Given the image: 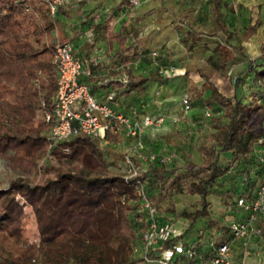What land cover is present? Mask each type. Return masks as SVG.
Returning <instances> with one entry per match:
<instances>
[{
    "label": "trees",
    "instance_id": "1",
    "mask_svg": "<svg viewBox=\"0 0 264 264\" xmlns=\"http://www.w3.org/2000/svg\"><path fill=\"white\" fill-rule=\"evenodd\" d=\"M213 3L218 28L213 34L216 40L212 49L218 57L211 59L207 66L187 70V75L196 70L204 80L201 88L194 87L198 94H189L190 100L204 99V92L210 90L211 97L204 102L217 105L218 113L221 112L213 118L209 136L197 148L201 161L196 163L189 158L182 168L169 169L156 160L145 173L130 180L109 170L107 157L117 155L115 148L104 149L101 140L81 135L59 143L52 150L58 166L48 167L56 178L37 182L34 177L41 168L40 160L48 153L52 127V123L45 121V115L52 110L57 90L55 45L67 41V35L58 41L59 32H64L61 16L69 17L72 12L67 3L56 5L52 12L53 0H0V157L18 172L6 187L0 186L3 247L0 264H35V257L42 264L146 262L144 257H132L136 241L142 240L147 218V211L141 209L142 197L137 194L140 181L145 183L149 201L159 211L161 221L166 220L161 208L165 200H169L167 211L176 213L174 195L186 193L199 197L198 207L186 216L189 225L182 239L201 220L212 219L211 196L219 179L237 170L236 164L264 141V128L256 127L264 116V90L259 101L251 104L239 96V89L246 82L245 75L253 74L264 80V43L262 54L251 59L242 44L231 42L233 33L223 19L220 0ZM125 4L123 1L118 7ZM259 9L264 14V3ZM116 20L114 11L110 10L107 16L91 25L94 36L106 38L111 48L118 43L116 57L123 66L120 72L126 75L125 80H114L103 86L112 87L101 94L105 99L110 91L126 96L131 91L144 90L152 81L162 80L157 70L148 75H136L132 71L131 65L144 43L138 37L137 42H129L133 34L129 20L115 31ZM261 25L264 20L257 19L247 26L245 33L254 35ZM92 93L96 96L93 90ZM34 122L36 127L28 126ZM106 140L119 143L122 138L107 133ZM65 149H69V154ZM226 152H232L233 157L223 164L222 155ZM259 168L258 172H239L242 182L245 176L251 177L247 183L251 190L260 180L263 166ZM153 187L159 188L157 196L149 194ZM22 200L34 213L39 246L22 240ZM231 209L237 210V205ZM23 243L26 246L22 247ZM8 245L18 248H8Z\"/></svg>",
    "mask_w": 264,
    "mask_h": 264
},
{
    "label": "rangeland",
    "instance_id": "2",
    "mask_svg": "<svg viewBox=\"0 0 264 264\" xmlns=\"http://www.w3.org/2000/svg\"><path fill=\"white\" fill-rule=\"evenodd\" d=\"M123 1L126 4L119 8V4ZM61 2L62 5L69 4L71 8L72 13L67 24L82 29L83 34L88 32L90 40L93 35L90 33L88 25L107 16L110 10H113L117 17L118 27L129 20L133 30L129 42H137L138 37L144 43L135 60L141 63L145 71L136 69V73L150 74L160 67H166L169 61L181 63L186 68H200L209 65L211 59L216 60L218 57V53L213 52L212 49L216 40L213 34L217 30L216 13L212 0H138V4H135L133 0H61ZM243 2H247V0H243ZM239 4L238 0H221L219 6L224 12L225 22L234 29L231 42L236 45H244L245 42L252 44L251 39H254L259 43L258 46L263 44L264 32L257 30L254 35L245 33L248 24L254 22L255 17L259 15L257 6H251L250 3L248 7L244 4L239 6ZM91 14H93L92 17ZM235 26L236 28H233ZM58 41H62V38H58ZM66 42L72 41L67 39ZM154 52H157V56L153 54ZM247 53L249 56H253L250 51ZM110 64H117V62L111 59ZM110 64L108 66H111ZM118 66L121 68L120 65ZM131 66L135 67L134 62ZM120 73L122 74V72ZM122 77L123 80L126 79L124 73ZM244 77L246 82L239 89V96L248 104L259 101L260 92L264 90V80L256 78L253 74ZM161 78L162 80L152 83L154 89L147 86L144 90L136 92L132 96V101L125 104L126 110L133 106L136 107L138 110L136 117L150 115L155 118H163L161 124L146 131L143 137L144 148L141 152L133 155L135 164L142 174L154 164L143 160V157L149 154H156L157 161L162 162L169 169L182 168L189 158L199 163L201 156H199L197 148L209 136L212 120L219 115L217 105H207L204 102L206 95L210 99V91L203 94L204 99L190 100V109L187 110L186 96L197 93V89L192 85V79L186 76ZM208 112L210 115L207 114ZM28 126L36 127L37 123L34 122ZM256 127L264 128V116L256 124ZM101 144L104 149L108 148L104 142ZM121 147V149H117V155L107 157V163L111 172L124 175L128 169L124 157L128 148L127 146ZM140 153L142 157H139ZM222 162L225 163V161ZM252 162L255 163V168L262 165L261 147L258 145L250 156V163ZM50 165L58 166V163L49 158L40 160L41 168L34 177L37 182H43L47 178H56L55 172L53 173L48 167ZM242 170L243 167L231 170L229 175L219 179L211 196L212 219L201 220L190 235L183 237V240L187 241L194 251V256L190 259L183 256L177 264H204L211 258L219 244L225 241H231V256L234 258L235 264H252L248 263L247 254L249 257L260 258L259 264L263 263L261 260L264 255L263 232L260 236L246 237L235 241L232 240L228 231L230 221L246 218L249 214V212H240V209L234 211L231 209L232 206L236 207L241 196L250 197L248 193L252 195L256 190L255 188L249 191L250 185L243 184L238 178V174ZM17 176L18 172L9 165L6 159L0 157V186L6 187L9 181ZM147 182L148 180L146 181L148 185ZM238 190L241 191L237 192ZM158 192L159 188L153 187L149 194L157 196ZM172 200L176 206V213L167 211L169 200L162 202L161 208L166 215V220L173 222L179 230L184 232L189 225L186 216L198 207L199 197L182 193L174 195ZM22 202L23 200L20 202L22 240L28 244L39 246L40 234L34 213L30 206ZM258 224L261 228L264 225V213L260 215ZM21 246H26V244L23 243ZM10 247L18 248L8 245V248ZM2 248L0 239V251ZM243 248L244 252L241 253ZM132 257H145V247L141 239L136 241ZM154 258L156 257L154 256ZM34 259H36L35 264H42L39 257ZM145 264L161 263L158 260H152Z\"/></svg>",
    "mask_w": 264,
    "mask_h": 264
},
{
    "label": "built area",
    "instance_id": "3",
    "mask_svg": "<svg viewBox=\"0 0 264 264\" xmlns=\"http://www.w3.org/2000/svg\"><path fill=\"white\" fill-rule=\"evenodd\" d=\"M133 1L138 4V0ZM53 3L51 9L55 12L56 5L62 2L53 0ZM153 54L157 56V52ZM54 64L58 73V82L52 110L45 115V121L52 123L46 158L55 160L52 150L65 140L86 135L109 144L106 135L111 133L120 135L122 141L119 144L128 148L125 155V163L128 167L124 174L125 178L130 180L137 178L141 172L135 164L133 155L144 148L143 137L146 131L161 124L163 118L150 115L131 118L119 112L116 109L119 105L116 91H110L105 100H99L92 93L91 86L81 81L83 76L89 75V71L76 56L72 42L56 43ZM157 71L165 78L184 76L187 73L184 67L177 65L174 61L168 63L166 67L158 68ZM185 104L187 110L190 109L189 95L185 98ZM207 114L210 115V112ZM260 147L263 170L256 190L250 197L241 196L236 204L237 208L249 214L246 218L229 222V233L235 241L262 234L258 221L260 215L264 213V141ZM64 152L69 154L70 151L65 149ZM139 157H142L141 153ZM143 160L154 163L157 156L149 154L144 156ZM250 178L245 176L243 184H247ZM137 194L142 197L141 209L147 211L146 227L142 233L146 262L158 260L161 264H177L183 256L192 258L194 251L188 242L182 239L183 232L173 222L161 221L159 211L149 201L145 183L139 182ZM151 253H153L152 256H149ZM204 264H232L231 241L221 242L211 258Z\"/></svg>",
    "mask_w": 264,
    "mask_h": 264
},
{
    "label": "crops",
    "instance_id": "4",
    "mask_svg": "<svg viewBox=\"0 0 264 264\" xmlns=\"http://www.w3.org/2000/svg\"><path fill=\"white\" fill-rule=\"evenodd\" d=\"M238 2L240 4L246 5L247 7H248L249 3L251 4V6H255L256 5L259 15L257 17H255L254 20L255 21L257 19L262 20V21L264 20L263 9H259V6L264 3V0H247V2H243V0H238ZM212 3H213V0H212ZM220 3H221V0H220ZM220 3H219V6H220ZM240 4H239V6H240ZM213 5H214V3H213ZM220 11L222 12V14H224L223 10L220 9ZM61 18L63 19V26H62L63 29L62 30L64 32H59L60 33V37L63 38L64 35L68 36V40L72 41L73 44H74L76 56L79 57V59L83 62V65H84L85 69L87 71L91 72L90 75L83 76L81 78V81L90 84V86L92 87L93 92H95L97 98L99 100H101V101L104 100L105 96L102 97L101 94L104 93V92L109 91L112 87L108 86L107 88H103V86H106V85L110 84L114 80H118V79L123 80V77H122L123 72H122V74L119 72V71H121L123 69V66H122V64L120 62L117 61V57H116V52L118 51V48H119L118 43H115L113 45V47L111 48L109 46L108 40L106 38H104L101 35H99L97 37L94 36L93 32L91 31V25L94 22H96V20L91 22V24L88 25L89 28H90V33L93 35L92 40H90V38H88V36L90 35L88 32L83 34L82 33V29H80L78 27H71V25L67 24L69 22V20H70L69 19L70 17L61 16ZM223 19H224V16H223ZM255 21L250 23V24H254ZM216 22H217V19H216ZM87 23H89V22H87ZM226 24H227L229 30L233 33L234 29H232L228 25V23H226ZM121 25L118 27V23L117 24L115 23V31L118 32L120 30V28H121ZM217 28H218V26H217ZM233 28H236V26L233 27ZM258 30L264 32V25H261L258 28ZM237 31H239V30H237ZM251 42H253V43L251 44L250 42H245V43H243L244 44L243 46L246 49V53H247V51L248 52L250 51L253 54V56H249V55L248 56L251 59H255V58L259 57L262 54V52H261L262 43L258 46L259 43L254 41V39H251ZM111 59H114V61L117 62V64H110L111 63ZM133 62L135 64V67H131V68H132V71L136 75L141 74V73H136V69H141L142 71L143 70L145 71V68L143 66H141V63H138V61H136V60H134ZM109 64L111 66H108ZM176 64L181 66V67H184L186 69V72H187L189 67L186 68L183 64L178 63V62H176ZM118 65H120L121 68H119ZM91 66H93V68H91ZM94 67H96V69H94ZM141 67H143V68H141ZM145 75H148V74H145ZM185 76L187 78H190V79L193 80V82H192L193 83L192 84L193 87L197 86L198 88H201L204 80L201 78L200 74L196 70L192 71L189 75H187V73H186V75L178 76V77H185ZM153 82H157V81H152V82H150L147 85V86H151V89H154V86L152 84ZM208 91H210V90H206L204 93H206ZM136 92H138V90L131 91L126 96H122V95L118 94V99L120 101L119 104H121V105L116 106V109L119 112H122L125 115L130 116L131 118H136V114H138V112H137L138 110H136V107H134V106L126 110L125 109V107H126L125 104H126V102H131L132 101L131 100L132 96L134 94H136ZM209 97H211V91H210V96ZM205 98L209 99L207 95L205 96ZM218 114H221V112H219ZM140 116L141 115H139V117ZM121 141L119 143H121ZM119 143H115V142L111 143L110 142L109 144L105 143V145L107 147H113V148H115L117 150V149H121L122 148L121 147L122 145H120ZM255 150H256V147H255ZM197 152H198L199 156H201V154L199 153L198 150H197ZM254 152L248 153L246 155V158L243 159V161L237 163L236 164V169H239V168L243 167V170H247V171L250 170L251 173H253L252 171L258 172L260 170V168L259 169L255 168V163L254 162L250 163V156ZM232 157H233L232 156V152H226V153H224L222 155V161H225L224 164H227V163H229L232 160ZM238 178L241 179V174H238ZM250 190L251 189H249V191ZM248 196H251V194L248 193ZM240 212H243V211L240 209ZM240 217H242V216H240ZM240 217H238V218H240ZM243 252H244V248L241 251V253H243ZM262 258H263V259H261L262 262H263L262 264H264V255L262 256ZM246 259H248L247 260L248 263H252V264H259L260 263V258H258V257H249L248 254L246 256ZM142 263L145 264V262H142ZM232 264H235L233 257H232Z\"/></svg>",
    "mask_w": 264,
    "mask_h": 264
}]
</instances>
